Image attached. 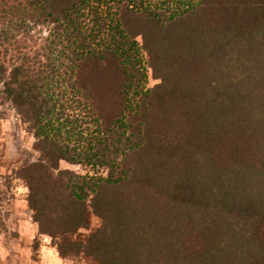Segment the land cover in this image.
Returning <instances> with one entry per match:
<instances>
[{
    "label": "trees",
    "instance_id": "1",
    "mask_svg": "<svg viewBox=\"0 0 264 264\" xmlns=\"http://www.w3.org/2000/svg\"><path fill=\"white\" fill-rule=\"evenodd\" d=\"M0 83L27 110L41 154L16 175L62 257L264 264V0H0ZM90 206L103 224L74 239Z\"/></svg>",
    "mask_w": 264,
    "mask_h": 264
},
{
    "label": "rangeland",
    "instance_id": "2",
    "mask_svg": "<svg viewBox=\"0 0 264 264\" xmlns=\"http://www.w3.org/2000/svg\"><path fill=\"white\" fill-rule=\"evenodd\" d=\"M47 33V28L37 27L33 35L37 38ZM137 38L140 43L143 42L142 35ZM144 55L149 70L148 86L154 87L161 79L156 77L153 68L149 66L148 52L144 51ZM1 87L0 83V264H99L86 253L62 257L52 238L40 232L39 224L29 207V188L16 175V170L38 159L41 151L33 135L27 110L5 100ZM60 166L80 174H96L98 171L91 166L72 164L65 160L60 162ZM106 172L100 171L102 174ZM90 211V224L81 228L73 236L74 239H87L92 231L103 224V218L93 213L91 206Z\"/></svg>",
    "mask_w": 264,
    "mask_h": 264
}]
</instances>
